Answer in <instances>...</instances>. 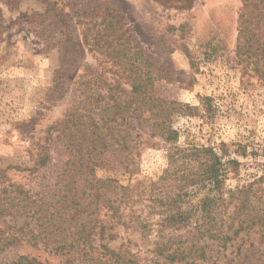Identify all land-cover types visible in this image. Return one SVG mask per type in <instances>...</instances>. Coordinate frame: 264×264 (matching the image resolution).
<instances>
[{
	"label": "rangeland",
	"instance_id": "1",
	"mask_svg": "<svg viewBox=\"0 0 264 264\" xmlns=\"http://www.w3.org/2000/svg\"><path fill=\"white\" fill-rule=\"evenodd\" d=\"M47 2L51 10L45 14V5L37 0H0V175L4 186L14 184L43 204L57 199L62 192L61 170L67 154L60 141H45L47 129L77 105L79 83L86 88V96L91 97L96 90L93 99L98 102L97 114L103 112L108 99V85L128 75L122 73V62L113 64L106 53L95 54L82 42L83 24L96 22L85 14L102 8L121 16L128 34L140 46L142 53L136 57V64L141 73H154L152 94L166 103L192 108L172 118L178 145L212 148L224 161L237 162V174L229 175L226 181L229 189L261 178L252 188V202L255 209L264 208V34L255 36V30L261 33L264 26L257 25L256 19L242 25L240 19L244 12L255 9L252 3L244 9L242 0ZM245 27L248 34L241 32ZM62 40H68L76 54L74 65L56 88L52 80ZM121 83L128 94L129 79L122 78ZM111 94L117 95L115 91ZM90 102L89 106L85 102L86 109L92 108L93 100ZM143 117L135 119L129 111L121 126L142 142L133 166L126 169V160L109 150L96 176L133 186L136 203L132 212L148 222L151 231L143 238L136 229L118 228V240L103 242L97 253L104 254L105 247L120 253L125 261L131 255L137 264H169L153 253V224L168 210L166 199L176 194L178 184L158 182L168 168V145L142 121ZM39 146L48 148L50 162L30 173ZM10 223L2 219L0 228ZM167 246L171 253L180 244ZM232 251L234 247L225 253L228 258ZM21 256L33 259L34 264H87L77 255L56 253L42 244L13 246L0 254V264H11ZM106 256L110 257L108 253Z\"/></svg>",
	"mask_w": 264,
	"mask_h": 264
},
{
	"label": "trees",
	"instance_id": "2",
	"mask_svg": "<svg viewBox=\"0 0 264 264\" xmlns=\"http://www.w3.org/2000/svg\"><path fill=\"white\" fill-rule=\"evenodd\" d=\"M37 1L45 5L48 14L51 6L47 0ZM242 1L244 9L251 3L255 6L240 16L242 25L256 19L257 25L264 26V0ZM85 16H92L96 22L87 20L83 24L84 46L98 55L106 53L113 64L122 62L125 67L122 73L128 75H121L113 81V86L108 85L105 97L108 99L104 101L103 112L97 114L98 102L93 99L96 90L91 97L86 96V88L79 83L77 105L47 129L45 141H60L67 154L61 170L62 192L57 199L43 204L41 199L14 184L4 186V177L0 175V220L11 221L6 228H0V254L20 244L32 247L42 244L56 253L77 255L81 263L137 264L128 253L127 261L120 253L105 247L104 254L97 253L103 242L118 240V228L136 229L147 238L152 227L132 212L136 203L133 186L96 176L109 150L126 160V169L133 166L142 142L137 134L121 129L125 115L132 111L135 119L146 114L148 117L142 121L168 145V168L158 182L178 184L176 194L166 199L168 210L159 214L153 224L156 227L154 255L164 257L169 264H264V208L255 209L252 202L255 196L252 188L261 178L229 189L226 181L229 175L237 174V162L224 161L212 148L178 145V132L171 127L172 118L185 115L192 108L166 103L152 94L154 73L151 70L141 73L139 63L136 64L141 48L128 34L121 16L102 8L92 9ZM1 17L0 8V30ZM248 30L245 27L241 32L248 34ZM255 32L259 33L255 36L264 34V31ZM262 46L264 50V43ZM75 54L76 48L68 40L59 43L58 68L52 80L56 88L74 65ZM122 78L129 79L128 94L122 87ZM114 91L116 96L111 94ZM90 100H93L92 108L86 109L84 104L91 105ZM226 155L223 152L222 156ZM49 162L48 148L39 146L28 172L45 168ZM193 197L195 202L191 201ZM167 244L180 246L168 253L171 248ZM231 247L235 252H230L232 257L228 258L225 253ZM11 264H34V261L21 256Z\"/></svg>",
	"mask_w": 264,
	"mask_h": 264
}]
</instances>
